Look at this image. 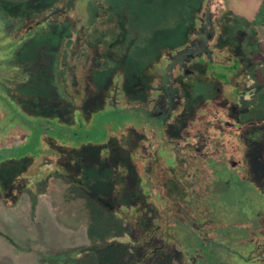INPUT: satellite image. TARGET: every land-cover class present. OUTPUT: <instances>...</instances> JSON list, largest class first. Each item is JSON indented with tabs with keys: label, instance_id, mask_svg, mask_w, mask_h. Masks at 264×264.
Listing matches in <instances>:
<instances>
[{
	"label": "rangeland",
	"instance_id": "obj_1",
	"mask_svg": "<svg viewBox=\"0 0 264 264\" xmlns=\"http://www.w3.org/2000/svg\"><path fill=\"white\" fill-rule=\"evenodd\" d=\"M57 1L0 0V48L2 43L8 46L14 42L24 27L37 21L33 14H43ZM4 2H8L10 6H17L14 3L19 4L18 6L21 4V8L29 11H21L28 12L25 16H19L18 12L13 11L7 14L1 6ZM75 2L76 0H62L61 5L74 10ZM224 2L225 0H109L112 10L107 19L112 22L99 27L97 22L101 17L99 7L94 3H88L85 9L88 16L84 24L81 23L83 27L85 25L83 32L74 28L71 17L63 24L49 23L48 28L26 33L24 40L12 46V49L9 47V52L0 51V64L3 62L8 68L13 67L12 64L21 68L20 72L26 76L24 85L14 81L10 83L16 92L19 91L22 95L39 94L43 96L40 98L42 103H53L51 97H55L61 104L68 102L74 95L72 103L82 108L85 106L90 117V124L85 126L84 132V136L90 140L98 135L96 131L100 122L109 118L115 120L113 112L104 103L102 94L108 91L106 86L111 82V74L120 69L123 76H119V81L127 79L130 89L136 84L134 80H138L143 73L145 75V72L151 75V79L161 80L159 83L164 92L162 101L155 110L149 111V108L144 110L143 105L130 107L127 105L124 108L129 115L144 118L146 120L144 127L156 137L162 134L161 131L166 125L165 120L177 107V100L175 101L172 95L178 94L179 89L176 85V88L170 85L176 83L171 75L174 74L173 71L177 69L176 63L179 62L191 61L189 67L193 70L190 74L192 76L189 77H192L193 84L185 81L184 84L187 86L184 87L193 90L196 100L200 97L202 101L206 99L209 100L208 103L212 102V106L220 105L227 95L232 103H237L241 109H247L242 116L243 120L262 117L264 67L257 64L264 62V0H227L225 4ZM116 25L120 35H116L112 30L117 29ZM225 48L241 61L244 74L248 77V91L255 89L252 95H239L238 102L235 101L237 92L234 88L222 84L214 85L208 81L211 80V72L208 69L205 72L207 65L203 64L211 62L217 66L215 70L219 71L216 62L225 59L221 54ZM60 60L64 62V68L58 66ZM59 68L69 79L63 90L58 81V74L61 71ZM1 70L3 68L0 67V73ZM182 73L187 74V70L182 68ZM148 82L145 80L143 89ZM2 88L8 90L6 87ZM0 97H3L1 99L4 101L0 105L1 116L2 112L6 113L8 110L5 109L6 106H12L10 105L12 100L2 94ZM130 100L147 105L152 101L143 90L138 91ZM158 101L157 97L155 102ZM204 104L198 107L200 108L198 111L194 108L197 111L195 114V111L193 112L195 117L200 114L213 115L212 110ZM9 115L7 117L13 120L11 119L13 114ZM192 117L193 115H186L182 120L184 122L180 125H183V132L190 128L188 120L191 121ZM233 122L236 123L235 118ZM20 130L14 128L13 132L19 133ZM81 139L86 140L84 137ZM36 142L38 144V138ZM174 144L165 142L163 145ZM8 151L10 154L7 160H12L13 150L11 148L2 150L5 154ZM237 158L238 165H242L240 157ZM218 167L227 169L223 164L217 167L211 165L212 170ZM118 168L114 163L105 166L92 163L89 168L85 166L81 173L75 168L78 171L76 175H80L84 182L79 185L58 172L37 184V190L28 189L16 205L9 207L0 205V264H191L187 256L183 257L180 254L178 247L173 249L167 245L165 249L159 251L158 246L163 241L157 237L147 241L144 239V231L125 218L126 213H135L141 206L155 208V205L145 204L137 176L133 182L128 181V178L120 180L116 175L120 173ZM124 168L129 169L134 175L126 162ZM236 177L237 173L233 171L232 175L230 174L233 188L236 187ZM232 194L236 197L234 193ZM226 197L234 203V208L232 203L228 204V200L221 199L218 194L209 196V205L220 209V213L234 215L233 223L236 221L237 224L224 225L223 233L233 231L238 235L239 233L244 235L248 223L243 222V216L237 215L239 209L235 208L243 206L249 208L250 205L246 202L253 201L254 196L251 195L244 201L243 199L248 197H242L240 200H233L228 194ZM155 203L157 205V202ZM109 204H114L117 212L111 210ZM263 208L264 205L262 210ZM257 211L263 215L261 210ZM244 214L248 215L249 212ZM260 221L258 219V223ZM183 227L186 232H190V228ZM214 232L215 229H208L199 236L197 242L202 253L208 252L209 242L206 236ZM218 240L221 242L215 240L210 242L215 249L214 262L217 263L218 259L223 262L228 255L233 254L238 261L236 263L232 261V264L263 263L260 261L262 256L253 253L256 252L254 246H258V241L252 242L251 249L245 247L246 243H239L237 239L233 244H227L231 242L229 239L222 242L223 237ZM242 247L248 249L246 251L248 256L245 253L243 255ZM81 248L92 250L75 254V251H81Z\"/></svg>",
	"mask_w": 264,
	"mask_h": 264
},
{
	"label": "trees",
	"instance_id": "obj_2",
	"mask_svg": "<svg viewBox=\"0 0 264 264\" xmlns=\"http://www.w3.org/2000/svg\"><path fill=\"white\" fill-rule=\"evenodd\" d=\"M61 1L58 0L43 14H33L37 21L24 27L14 42H11L12 45L6 46L2 43L0 51L9 52V47L24 40L26 33L48 28L49 23H66L70 17L74 21V28L83 32L85 25L83 27L81 23L84 24L88 16L85 10L88 3H94L99 7L101 17L97 20L98 27L112 22L107 19L112 10L109 0H76L74 10L62 6ZM14 4L17 6H10L8 2H4L1 6L7 14L13 11V13L18 12L19 16H25L28 13L21 12L26 10L20 7L21 4L20 6ZM48 11L49 14L46 15ZM10 15L12 17V14ZM115 27L117 29L112 28L113 32L120 35L118 26ZM226 53H228L227 48L222 50L221 54ZM190 63L191 61L176 63L177 69L171 76L174 82L176 80V87L179 89L178 94L172 95L175 101L177 100V107L165 120L166 125L158 137L144 127L146 125L144 118L133 117L129 115V112L124 111V108L127 105L129 107L143 105L144 110L147 108L149 111L155 110L162 101L164 92L159 83L161 80L151 79V75L145 72V75L143 73L138 80H134L136 84L130 89L127 79L119 81V76L123 74L121 69L118 72L114 71L110 76L111 82L106 86L108 91L102 94V99L113 112L115 120L112 121L109 118L100 122L96 131L98 135L90 140L89 137L84 136L85 126L90 124V117L85 106L82 108L72 103L74 95L63 104L55 97H51L53 103H42L40 98L43 96L39 94L22 95L21 92H16L10 82L14 81L21 85L26 80V76L22 75L18 65L12 64L13 67L8 68L2 62L0 64L3 68L0 73V94L10 98L12 106H6L5 109L8 110L6 113L2 112L0 116V205L8 207L16 205L28 189L37 190V184L49 175H56L59 172L79 185L84 182L80 175H76L78 171L75 168L81 173L85 166L89 168L92 163L98 166L114 163L119 167L120 173L116 174L117 178L120 180L128 178V181L133 182L137 176L141 183L145 204L155 205V208L141 206L135 213H126L125 218L137 228L142 229V232L144 231V239L147 241L155 237L163 241L158 246L159 251L169 245L173 249L178 247L180 254L183 257L187 256L191 264H210V261L214 264H232V261L233 263L238 261L233 254L228 255L223 262L220 259L217 263L214 262L215 249L211 246L213 243L210 245L211 241H220L218 239L223 237L222 242H227L229 239L231 242L227 244H233L237 239L239 243H246L247 248H251L252 242L258 241V246H254L256 252L253 251V253L261 255L260 261L264 264V222L262 221L264 220V208L262 210L264 205V138H262L264 116L243 120L242 116L247 109H241L240 105L232 103L227 95L224 97V102L219 103L220 105L212 106V102L208 103L209 100L206 101V99L202 101L200 97L196 100L193 90L184 87L187 86L184 84L185 81L193 84L192 77H189L192 76L190 74L193 70L189 67ZM63 65L64 62L60 60L58 66L64 68ZM257 65L264 67V62H258ZM61 68H59L61 71L58 74V81L63 90L69 79ZM182 68L187 70V74L182 73ZM65 70L69 71L67 68ZM214 79L211 78L209 81L215 82ZM145 80L149 82L143 89ZM170 86L176 88L174 85ZM2 87L8 90L5 91ZM141 90L148 95L149 100H152L150 104L130 100ZM157 97L159 101L155 102ZM1 98L3 97H0V105L4 103ZM202 104L212 110V116L200 114L195 117L194 114ZM9 113L13 114L11 118L13 120L7 117L10 116ZM186 115H193V117L191 121L188 120L191 124L190 128L183 132V125L180 124L184 122L182 120L186 118ZM234 118L236 123L233 122ZM10 124L11 129H9ZM14 128L21 130L19 133H14ZM81 137L86 140H82ZM89 141L92 142L89 143ZM165 142L175 144L164 146ZM10 148L13 150L12 160H7L10 151L5 154L2 150H10ZM238 156L242 161L240 166ZM124 162L131 167L134 175L129 169L124 168ZM219 164L225 165L227 169L219 168L221 166L218 169H211V165L217 167ZM233 171L237 173L235 188L231 187L233 182L230 174L232 175ZM218 173L222 174L217 175ZM169 191L172 193L170 194ZM232 193L236 197H233ZM213 194L214 196L218 194L221 199H227L228 204L232 201H229L226 194L233 200L248 197L243 201L248 200L251 195L254 196L253 201L246 202L250 205L249 208L246 206L235 208L239 209L237 215L243 216V222L248 223L244 235L243 233L238 235L233 231L223 233L224 225L237 223L236 221L233 223V214L220 213V209L209 205V196ZM233 205L234 203L232 207ZM108 207L117 212L114 204H109ZM257 210H261L263 215L261 216ZM243 212H249V214ZM258 219L261 220L259 223ZM183 226L190 228V232H186ZM208 229H215V232L206 236L209 247L208 252L204 254L197 241L199 236L203 235V231ZM242 248L243 255L245 253L248 256V252L246 253L248 249ZM91 250V248H81V251L77 250L75 254L76 252L83 254Z\"/></svg>",
	"mask_w": 264,
	"mask_h": 264
},
{
	"label": "flooded vegetation",
	"instance_id": "obj_3",
	"mask_svg": "<svg viewBox=\"0 0 264 264\" xmlns=\"http://www.w3.org/2000/svg\"><path fill=\"white\" fill-rule=\"evenodd\" d=\"M225 59L223 61H218L216 64L219 66L220 69L218 71L215 70L217 66L213 63H203L207 65L204 69L205 72L207 69L211 72L210 77L215 78V82L213 84H222L229 86V88H234L237 92L235 101H239V95H252L255 91L253 88L252 90L248 91L249 84L247 83V76L244 74V69L241 65V61L238 58L234 57L232 53L228 51V53L224 54ZM201 59V58H200ZM203 70V71H204ZM213 70V71H212ZM213 76V77H212ZM218 80V82H216ZM209 81V80H208ZM173 84V83H172ZM174 86L176 83L173 84Z\"/></svg>",
	"mask_w": 264,
	"mask_h": 264
}]
</instances>
